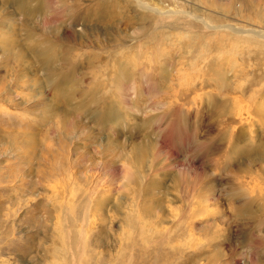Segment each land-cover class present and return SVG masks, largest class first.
Segmentation results:
<instances>
[{
  "label": "rangeland",
  "instance_id": "1",
  "mask_svg": "<svg viewBox=\"0 0 264 264\" xmlns=\"http://www.w3.org/2000/svg\"><path fill=\"white\" fill-rule=\"evenodd\" d=\"M0 264H264V0H0Z\"/></svg>",
  "mask_w": 264,
  "mask_h": 264
},
{
  "label": "bare ground",
  "instance_id": "2",
  "mask_svg": "<svg viewBox=\"0 0 264 264\" xmlns=\"http://www.w3.org/2000/svg\"><path fill=\"white\" fill-rule=\"evenodd\" d=\"M216 38V37H215ZM226 40V39H225ZM218 42H221V40L220 41H218ZM228 42V41H227ZM236 42H234L233 44H235ZM220 44V43H219ZM232 44V45H233ZM227 45H229V43H222V47H225V46H227ZM231 45V46H232ZM233 117H235L234 115H232ZM56 190V189H55ZM56 192H58V191H56ZM60 192V191H59ZM85 201H86V203H84L83 205H82V207L84 208H82L83 210L81 211V212H79L78 213V215H76V220H75V223H74V225H76V227H78V233H81L83 230H84V227H85V225H87V223H86V221H88L87 219H88V217H90V210H86L85 209V206L86 207H88L89 205H88V202H89V199H85ZM86 220V221H85ZM90 220V219H89ZM92 223V222H91ZM80 224V225H79ZM91 225V224H90ZM80 226L81 227H83V230H80ZM87 228V227H86ZM88 231V230H87ZM66 234V233H65ZM55 251V250H54ZM77 251V250H76ZM75 251V252H76ZM57 252V251H56ZM73 253V252H72ZM78 253V252H77ZM61 254V253H60ZM73 254H75V253H73ZM72 256V255H71Z\"/></svg>",
  "mask_w": 264,
  "mask_h": 264
}]
</instances>
